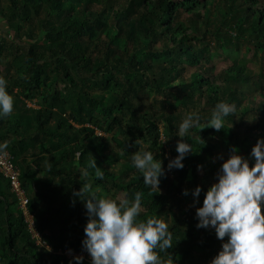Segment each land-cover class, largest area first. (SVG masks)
<instances>
[{"label": "trees", "instance_id": "obj_1", "mask_svg": "<svg viewBox=\"0 0 264 264\" xmlns=\"http://www.w3.org/2000/svg\"><path fill=\"white\" fill-rule=\"evenodd\" d=\"M1 24L15 39L0 35V76L13 96L11 114L0 118V142L7 141L4 151L20 170L32 228L51 251L37 244L17 195L0 175V264H69L73 256L90 264L81 245L86 209L74 195L85 183L84 197L131 200L140 191L138 218L168 219L172 247L158 254L171 253L176 264H209L221 240L211 227L195 226V212H182L187 195L181 193L187 183L199 185L202 203L221 164L205 158L218 144L235 146L251 167V147L264 138V1L0 0ZM207 34L231 56L215 77V67L201 61L210 59ZM244 37L255 58L261 53L256 75L234 57ZM187 65L195 70L189 77ZM149 91L166 97L172 112L143 106ZM220 101L235 105L223 129H201ZM178 108L198 113L200 123L183 137L192 147L183 168L167 170L182 139ZM250 111L244 133L231 126ZM145 150L165 167V192L145 185L132 165V154ZM92 158L103 178L90 167Z\"/></svg>", "mask_w": 264, "mask_h": 264}, {"label": "clouds", "instance_id": "obj_2", "mask_svg": "<svg viewBox=\"0 0 264 264\" xmlns=\"http://www.w3.org/2000/svg\"><path fill=\"white\" fill-rule=\"evenodd\" d=\"M12 110L13 96L7 91L6 79L0 76V118L8 116ZM234 111L235 105L218 102L201 129H223L224 118ZM199 123L200 116L196 112H188L179 123L176 135L182 139L176 142L177 155L168 160L167 170L183 168L185 155L192 151L183 137ZM6 148L7 141L0 142V151ZM249 155L253 158L251 167L248 158L238 154L235 146L230 149L227 159L218 154L222 163L215 182L206 188L201 206L195 209V226L211 227L215 237L221 240L220 249L209 264H264V215L261 212L264 207V138H257ZM131 161L142 173L144 184L159 191L160 179L165 175L161 159H154V153L145 150L134 152ZM90 167L96 169L98 178H103V171L95 165L93 158ZM200 169L201 165H197V170ZM81 174L86 177L87 169L81 170ZM89 189L90 185L85 183L74 195L83 199L86 209L81 245L90 257V264H176L171 253L162 258L157 251L172 247V233L165 219L157 216L146 220L138 218L143 195L140 191L135 192L131 200L126 197H84L83 193ZM200 193L199 185L191 190L193 203ZM181 194L188 195V190L182 189ZM40 241L45 251H51L45 241ZM68 251L71 253L70 249ZM73 261L82 264L83 257L73 256L69 264Z\"/></svg>", "mask_w": 264, "mask_h": 264}, {"label": "rangeland", "instance_id": "obj_3", "mask_svg": "<svg viewBox=\"0 0 264 264\" xmlns=\"http://www.w3.org/2000/svg\"><path fill=\"white\" fill-rule=\"evenodd\" d=\"M264 1V0H261ZM5 30L6 28L3 26V24L0 25V35L4 36V37H9L10 35H5ZM10 37H14L15 39V35L11 34ZM206 40L208 42H210V45H208L206 47L207 52L209 53L208 55L210 59H206V60H201L202 61V65H204L205 67H215V72L213 74V77H215L216 73L224 68H226L229 64H230V59L231 56L227 55L226 53L223 52V49L220 48V45L218 43L217 40H215L214 38H212L211 35L207 34L206 36ZM247 37L243 38L242 40H240L239 45H238V49L236 51V57L238 63H243L245 65L248 66V68L254 73V75H256L259 71V67L258 64L261 61L260 59V55L261 53H258V57L255 58L253 53L254 51V46L252 45V42H248L247 41ZM195 70H193L191 65H187V70L185 71V77H189L191 75V73H193ZM173 90H176L175 87H173ZM150 94H148L147 96H144V98H142V105L143 106H151L154 105V107L156 108V110L161 111L163 108H165L167 111H171L172 109H169L167 106V102H166V97L164 96H158L156 97L155 95H153V92L149 91ZM257 100L260 99V96L256 97ZM169 100H171L169 98ZM172 101V100H171ZM252 103H256L255 99L251 101ZM30 106H32L31 104H29ZM246 107L248 104H246ZM250 106V105H248ZM244 108V107H243ZM175 111V110H174ZM178 112H181V119H183L185 117V115L187 114L186 111L182 110L181 108L177 109ZM254 116L253 112H249L244 116L243 122L241 124H239V122H237L236 124L233 123L231 124V126H235V129L238 130L241 133H244L246 124H249L250 118L251 116ZM244 124V126H243ZM101 136H104L103 133H98ZM106 137L109 139L110 136L106 134ZM165 139H162V141ZM211 143V142H209ZM230 153V150H228L227 148H225L222 144H218L216 146V152L214 153V155L211 158H205V162L206 163H212V162H218V163H222V160L218 159L217 156L222 155L224 159H227L228 155ZM203 172L202 170L199 171V174L201 175ZM217 173V172H216ZM216 173H213L212 176H210V182L211 184L215 182L216 179ZM166 184H162L161 182L158 185V189L159 192H165L166 191ZM184 189L188 190V195L187 197H185L183 199V209L182 212L183 213H188V210H191L192 212H195V209L199 206H201V202L199 201V198H195L196 202L193 203V196L191 195V190L194 189V187L191 184H185L184 185ZM182 197V196H181ZM165 219L166 222H168V219L166 217H163ZM32 229V226H31ZM33 235L35 236V233L33 232ZM37 238V236H35ZM39 238V237H38ZM83 255V254H81Z\"/></svg>", "mask_w": 264, "mask_h": 264}, {"label": "built area", "instance_id": "obj_4", "mask_svg": "<svg viewBox=\"0 0 264 264\" xmlns=\"http://www.w3.org/2000/svg\"><path fill=\"white\" fill-rule=\"evenodd\" d=\"M0 174L5 179L8 180L11 191H13L17 195L20 207L22 208L23 213L26 216V220L28 221L29 227L31 229L32 219H31V216L28 215L26 212V204L28 202V199L20 184V180H19L20 170L16 166V164L13 162L12 156L10 155L8 151L0 152ZM31 231H32V234L34 232L35 236H37V244L41 245L42 242L38 238L39 235L34 231L33 228L31 229ZM66 253L67 255H71L70 252H66Z\"/></svg>", "mask_w": 264, "mask_h": 264}]
</instances>
